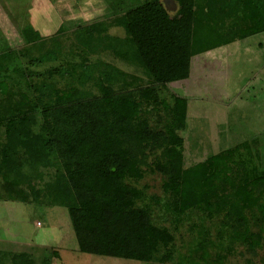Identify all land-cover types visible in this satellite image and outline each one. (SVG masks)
I'll list each match as a JSON object with an SVG mask.
<instances>
[{
	"label": "rangeland",
	"instance_id": "obj_1",
	"mask_svg": "<svg viewBox=\"0 0 264 264\" xmlns=\"http://www.w3.org/2000/svg\"><path fill=\"white\" fill-rule=\"evenodd\" d=\"M62 1L7 0L5 6L0 4L4 8L0 13V55L11 53V59L2 62L0 81H7L15 93H29L13 70L52 53L57 58L52 66L62 65L61 75L48 78L57 88L75 87L83 94H94L92 76L116 92L152 84L123 29L112 23L122 11L143 0H75L66 9L69 1ZM165 1L173 16L177 7ZM98 22L108 26L106 34L114 40V50H105L107 44L98 36L79 33ZM61 26L67 32L58 34ZM25 27L42 39L27 43L22 36ZM208 52L192 58L187 79L160 89L168 104L174 96L188 103L186 127L180 133L184 167L172 262L264 264V182L257 184L255 196L249 198V209L246 193H242L264 175V33ZM83 58L95 62L89 72L79 71ZM71 69L80 76L70 79L67 73ZM147 117L155 124L154 115ZM160 156V151L143 149L144 177L134 186L143 192L137 204L148 209L156 225L172 230L164 211L163 177L153 166ZM23 171L28 179L13 200H8L0 181V256L20 253L33 264H158L80 253L67 210L46 199L48 187L57 190L60 186L54 182V169H31L23 163Z\"/></svg>",
	"mask_w": 264,
	"mask_h": 264
},
{
	"label": "trees",
	"instance_id": "obj_2",
	"mask_svg": "<svg viewBox=\"0 0 264 264\" xmlns=\"http://www.w3.org/2000/svg\"><path fill=\"white\" fill-rule=\"evenodd\" d=\"M163 1L143 0L112 20L128 37L151 85L116 92L92 76L94 94H83L75 87L57 88L48 78L61 75L62 65L52 66L57 61L52 53L13 70L29 93H15L7 81H0L4 193L13 200L27 181L23 163L31 169H54V182L60 186L57 190L48 187L46 199L67 210L77 250L83 254L175 264L174 233L184 167L180 133L186 127L188 103L174 96L170 105L161 98L160 89L187 79L194 56L264 33V0H173L178 7L173 16ZM105 27L98 22L78 32L98 36L107 44L105 50H114ZM56 32L67 29L61 26ZM22 36L27 43L42 39L30 27L22 30ZM9 59L11 53L0 55V71L5 66L2 62ZM94 64L83 58L79 71L89 72ZM41 67L46 69L35 70ZM67 74L72 80L80 76L73 69ZM147 115L155 116V124ZM143 149L161 152L153 166L163 177L164 211L172 230L156 225L148 209L137 204L143 199L142 190L134 186L144 177ZM260 179L255 178L242 192L248 209L249 198L255 196L264 175ZM256 208L262 210L258 204ZM6 261L33 264L23 254H2L0 264Z\"/></svg>",
	"mask_w": 264,
	"mask_h": 264
},
{
	"label": "crops",
	"instance_id": "obj_3",
	"mask_svg": "<svg viewBox=\"0 0 264 264\" xmlns=\"http://www.w3.org/2000/svg\"><path fill=\"white\" fill-rule=\"evenodd\" d=\"M7 0H0V4H2L3 5V3L4 2H6ZM44 1V0H43ZM53 1V3H58V2H64V1H62V0H56V1H54V0H52ZM69 1V2H68ZM73 1H75V0H67V1H65V2H68V3H66V6H65V9L67 8V6H69L70 4H72L71 2H73ZM173 1V0H172ZM172 3H174L173 5V7L175 8V7H177V5H176V3L175 2H172ZM163 5H164V7H165V9L169 12V11H171L172 9H171V7L169 6L170 4L169 3H167L166 4V1L164 0L163 1ZM3 6H5V5H3ZM3 6H1L0 7V13H2V11L4 10V8H3ZM46 7V6H45ZM72 7H73V5H71L68 9L69 10H71L72 9ZM47 8V7H46ZM173 8V9H174ZM58 9H60L61 11L63 10V6H58ZM171 9V10H170ZM177 9H178V7H177ZM177 9H176V11H177ZM175 14V13H174ZM28 16H30V18H32V16L28 13ZM244 41V40H243ZM243 41H238V42H233V43H231V44H235V43H242ZM231 44H229V45H227V46H223V47H228V46H230ZM223 47H220V48H218V50H220V49H222ZM207 53H211V52H206V54ZM14 254V253H13ZM20 254V253H19Z\"/></svg>",
	"mask_w": 264,
	"mask_h": 264
},
{
	"label": "water",
	"instance_id": "obj_4",
	"mask_svg": "<svg viewBox=\"0 0 264 264\" xmlns=\"http://www.w3.org/2000/svg\"><path fill=\"white\" fill-rule=\"evenodd\" d=\"M170 2H173L172 0H170ZM167 4V3H166Z\"/></svg>",
	"mask_w": 264,
	"mask_h": 264
}]
</instances>
